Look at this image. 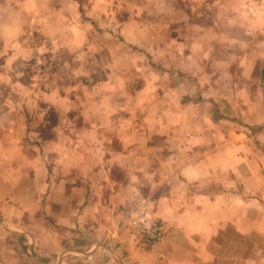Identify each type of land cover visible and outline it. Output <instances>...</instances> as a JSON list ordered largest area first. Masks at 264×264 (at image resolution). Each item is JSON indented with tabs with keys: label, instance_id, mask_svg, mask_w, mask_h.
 Returning <instances> with one entry per match:
<instances>
[{
	"label": "crops",
	"instance_id": "obj_1",
	"mask_svg": "<svg viewBox=\"0 0 264 264\" xmlns=\"http://www.w3.org/2000/svg\"><path fill=\"white\" fill-rule=\"evenodd\" d=\"M229 1L228 48L252 91L235 82L218 114L257 129L260 153L247 128L223 139L221 120L175 123L173 79L141 61L129 74L125 45L103 42L110 1L0 0V264H264V79L248 69L264 62V0ZM138 13L114 25H133L134 45L153 28ZM227 170L230 189L210 191ZM135 191L167 226L150 248L123 229Z\"/></svg>",
	"mask_w": 264,
	"mask_h": 264
},
{
	"label": "rangeland",
	"instance_id": "obj_2",
	"mask_svg": "<svg viewBox=\"0 0 264 264\" xmlns=\"http://www.w3.org/2000/svg\"><path fill=\"white\" fill-rule=\"evenodd\" d=\"M109 1V11L106 13L109 19L104 23L106 25L104 27L105 31L110 30V36L104 37L103 42L113 45L111 49L114 51L119 50L118 46L125 45V53L120 52V54L123 53L127 61L126 66L129 74L134 71L133 63L141 61L144 65L141 70L143 76L154 77V81L159 83L160 77L165 75L173 79V88L176 95L173 103L174 108L182 110V112L178 110L180 114H175V123H180V121L184 120V123L192 125L193 121L197 119H201L204 122L205 118L203 116L206 117V123L209 120L216 122L221 120L223 139L229 138L231 132L229 128L232 126L238 125L244 131L247 128L245 132L255 144L253 151L260 153V140L256 141L259 133L257 129L253 130V128L245 127L240 120L236 122L235 118L228 115L218 114L225 106L236 102L235 99L231 101V99L225 98L233 91L232 88L234 89L233 84L235 82H237L238 87H247L248 90L252 91V86L244 82L245 78L243 75L246 74L247 68H238L236 63L239 58L236 55V51L232 53L228 48L230 27L226 16L229 15L230 1L226 0L227 4L223 5L220 13H218L219 8L214 3V0ZM139 7L141 8L139 9ZM169 9H173V20L166 17ZM136 12L137 15L140 12L142 16L147 17V21L144 24L147 29L153 27L151 31L149 30L146 34L140 36L141 44L138 45H134L133 25L129 28L127 27L131 31L129 35L119 34L115 27L120 22L126 21L130 23ZM103 17V21H105V14ZM151 17L154 20H151ZM97 22H101V20L99 19ZM170 24L173 26V30H169ZM167 26L168 31H166ZM222 39L227 42H223ZM240 54L244 55L246 53ZM229 55H232L230 61ZM137 56L142 57V60H139ZM224 61H229V65L226 67L217 66V63L221 64ZM45 65V63H41V75L46 76L48 79V70ZM248 69L254 74L256 71L253 76L254 79H264V62L256 68ZM216 71L221 75L216 76L217 84L213 81V73ZM92 73L93 75L96 74V72ZM47 79L44 80L47 81ZM131 86L134 87V85ZM162 90L165 89L159 88L160 92ZM215 92L216 95H222V98L214 100L212 97ZM154 102H159L160 107L166 100L160 99ZM126 103H129L128 100ZM147 111L146 108L143 113L147 114ZM214 177L215 183L209 186L212 187L209 188L210 191L230 189L229 183L232 175L228 170L217 172ZM239 187H237L238 190L240 189ZM139 193L148 198L149 201L151 200L145 193L146 196L141 191ZM251 198L254 199L255 203H261L259 195H254Z\"/></svg>",
	"mask_w": 264,
	"mask_h": 264
},
{
	"label": "built area",
	"instance_id": "obj_3",
	"mask_svg": "<svg viewBox=\"0 0 264 264\" xmlns=\"http://www.w3.org/2000/svg\"><path fill=\"white\" fill-rule=\"evenodd\" d=\"M123 226L130 235L140 239L142 245L150 248L160 244L165 236V222L155 216L148 198L139 191L132 192L121 211Z\"/></svg>",
	"mask_w": 264,
	"mask_h": 264
}]
</instances>
